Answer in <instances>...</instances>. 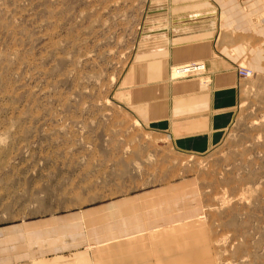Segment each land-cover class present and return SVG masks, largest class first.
Returning <instances> with one entry per match:
<instances>
[{
    "label": "rangeland",
    "instance_id": "374dc122",
    "mask_svg": "<svg viewBox=\"0 0 264 264\" xmlns=\"http://www.w3.org/2000/svg\"><path fill=\"white\" fill-rule=\"evenodd\" d=\"M202 1L0 0V223L65 216L69 231L34 264H264V78L202 155L114 98L160 24Z\"/></svg>",
    "mask_w": 264,
    "mask_h": 264
},
{
    "label": "crops",
    "instance_id": "0c3cea01",
    "mask_svg": "<svg viewBox=\"0 0 264 264\" xmlns=\"http://www.w3.org/2000/svg\"><path fill=\"white\" fill-rule=\"evenodd\" d=\"M186 20L160 24L162 30L152 34L159 39L150 37V48L129 65L114 98L141 124L166 136L178 152L202 155L214 149L230 127L247 80L264 78V1L203 0ZM192 63H204L205 70L173 75L174 67ZM240 67L252 69L254 75L241 76ZM100 213L99 206L81 211L80 233L86 220ZM66 220L60 216L0 223V264H34L36 245L68 234Z\"/></svg>",
    "mask_w": 264,
    "mask_h": 264
},
{
    "label": "built area",
    "instance_id": "2783aa9c",
    "mask_svg": "<svg viewBox=\"0 0 264 264\" xmlns=\"http://www.w3.org/2000/svg\"><path fill=\"white\" fill-rule=\"evenodd\" d=\"M178 68L180 71L183 72L184 75H197L205 70V64L204 63H192V64L180 66ZM238 73L241 76L247 77L251 75L253 72L247 67H240L238 70Z\"/></svg>",
    "mask_w": 264,
    "mask_h": 264
},
{
    "label": "bare ground",
    "instance_id": "6f19581e",
    "mask_svg": "<svg viewBox=\"0 0 264 264\" xmlns=\"http://www.w3.org/2000/svg\"><path fill=\"white\" fill-rule=\"evenodd\" d=\"M186 65H187V64H186ZM183 66H184V65H183ZM178 67H180V66H176V67H174V68H173V72H174L176 75H184L183 72L180 71ZM177 72H178V73H177ZM252 74H253V73H252ZM252 74H251V75H252ZM184 76H185V75H184ZM186 76H187V75H186ZM249 76H250V75H249ZM247 77H248V76H247Z\"/></svg>",
    "mask_w": 264,
    "mask_h": 264
}]
</instances>
